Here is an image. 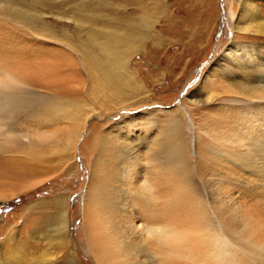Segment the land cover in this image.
<instances>
[{
    "label": "rangeland",
    "instance_id": "374dc122",
    "mask_svg": "<svg viewBox=\"0 0 264 264\" xmlns=\"http://www.w3.org/2000/svg\"><path fill=\"white\" fill-rule=\"evenodd\" d=\"M255 2L264 14V0ZM240 15V0H0V53L7 54L9 71L13 50L15 59L25 50L18 60L27 63L33 50L54 58L70 45L82 58L107 62L105 43L129 53L125 60L135 80L107 85L101 78L95 84L90 71L75 77L70 71L65 101L82 106L79 120L40 127L17 117L18 132L36 131V139L51 135L62 143L59 133L75 125L79 137L63 154H53L57 142L48 141L52 159L41 171L15 177L9 163L0 164V251H10L2 252L0 263L48 248L52 264H68V257L72 264H97L84 211L95 155L108 184L99 205L101 233L110 236L104 246L117 252L127 234V240L138 237L147 255L131 258L133 250L120 251L115 264H264V150L256 146L264 139V107L245 114V97L222 79L202 88L209 67L232 41L264 53L263 35L235 30ZM119 35L128 39L119 42ZM126 70L118 69L120 75ZM156 109L176 113L185 126L186 167H170L156 151L164 121L139 124L145 111ZM57 197L65 200L67 231L64 246L54 247L61 243L54 226L60 218L49 201ZM152 222L169 235L153 242L147 229Z\"/></svg>",
    "mask_w": 264,
    "mask_h": 264
},
{
    "label": "bare ground",
    "instance_id": "6f19581e",
    "mask_svg": "<svg viewBox=\"0 0 264 264\" xmlns=\"http://www.w3.org/2000/svg\"><path fill=\"white\" fill-rule=\"evenodd\" d=\"M240 6L241 15L237 20L238 23L235 26V30L247 33L252 30L254 33L264 36V14L261 9L258 8V4H256L255 0L253 2L249 0H240ZM4 9L6 10V8ZM24 20L31 21L28 18H24ZM117 38L119 42H124L128 39V36L119 35ZM101 46L104 52H108L109 59L107 62L102 59H94L89 54H86L85 58L83 55L82 58V55H80L81 53H77L74 47L68 45V52H63V56L61 57H59V53H52V55H55L54 58H49L37 55L34 50L27 54L29 56H27L25 54L27 52H25L23 55L27 56V58L25 57L27 63H22V60L18 59L22 58L21 53L25 50L23 49L24 51L21 52L22 48H20L21 51L18 52L20 53V57L16 54V58L19 57L18 59H15V54H12L17 51H10V71L4 66L8 63L7 54L0 53V164L9 163V166H6L11 169L9 170L10 176H21L28 171L32 172L33 169L41 171L45 165L44 163L52 159L49 158L47 154V150L49 151L50 147H52L48 141L57 142L52 151L53 154L55 150L58 154H63L69 149L75 148V142L79 137L78 125L73 126V130L67 132L61 131L59 136L65 140L60 143L58 137H53V139H51V135L45 136L44 139H36L34 138V135L38 134L36 131L29 135L19 133L18 129L21 124L16 122L19 115H24L25 118L34 120L40 127H46L54 122H56V124L57 122L60 123L63 119L74 121L82 117L83 111L81 105L75 104L70 106L71 104L69 105V103L67 104L65 101V98H68L65 96L66 93H64V89L68 87L65 78L67 76L65 75H68L70 71L73 77H75V74L79 75V70H85L86 72L90 71L95 84H97L101 78L103 83L107 85L116 81H135L134 76L127 69V60H125V57H127L129 53L115 51L110 44L104 43L101 44ZM263 54L257 50L255 45H240L232 41L230 45L224 49L222 55L209 67L208 72L202 79V88H210L213 80L222 79L230 87L231 92L245 97L247 104L242 108L245 114H248L256 107V109H263ZM13 57L15 60L12 59ZM34 61L39 62L37 66L33 64ZM120 67L124 70L127 69L123 75H120L118 71ZM37 88L49 89L52 94L40 92ZM210 95L212 94L210 93ZM142 115H144V119L139 122L142 127H146L150 124H152L150 126L153 127L160 126L158 125L160 121H164L162 138L158 143L156 151L163 156L165 162H167L170 167L174 168L178 165L186 167L189 161L187 156L188 152L186 153V151L189 150L186 145L188 136L185 131V126L181 123L178 115L176 113H170L167 109L163 115H161L157 109L154 111H145ZM75 129H77V131ZM125 146L127 151H129L130 144L126 143ZM256 146H259L260 150L263 151L264 139ZM136 149V145L134 144L130 152ZM124 153L128 156L127 152ZM45 156L49 159H46ZM97 161H99V158L94 155L88 186L84 194V211L86 212V216L89 215V220L85 216V219H87L85 220V227L87 231H89L88 246L94 252L97 264H115V261H118L116 258L120 251V253H123L122 251L126 253L130 251V253H132L131 250H133L134 254L131 258L134 256L139 257L141 254L146 257V253H143V250L140 248L139 240H137L138 237L132 236L127 240L128 235L126 233L124 240L122 238L121 241H119V238H116L117 241H119L116 245V250L120 249L117 252H112L113 245H111V247L107 245V247L104 246V244L110 240H108L110 236L101 233L103 231L100 228L99 205L105 201L106 186L108 184L106 183L105 171L96 165ZM15 163H18L19 169H21L20 171H17V169L13 170V167L15 168L13 164ZM15 165L17 168V164ZM44 171H46V169ZM24 177H27V175ZM17 194L16 192L15 195ZM167 196L165 197L166 204L170 201L169 196ZM49 202L57 209L60 218V223L54 226L57 232L56 237L60 239L61 243H59L60 245L58 246L54 245V247L64 246V233L67 231L66 209L63 210L65 200L63 197H57ZM152 202L155 201L152 200ZM107 208L109 209V206H107ZM147 229L150 234V239L153 240V242L155 238L159 240L164 233L168 234L169 230H167V228L158 230L154 222L148 225ZM10 238L11 234L7 237L6 241L9 242ZM108 243H110V241ZM2 252L1 250L0 257L2 256ZM9 252L10 251L5 250L3 254L8 256ZM136 252L138 255L135 254ZM20 257V254L18 257L15 255L13 262H10V259H8L3 260L0 264H52V256L48 248H42V250L36 248L35 251H33L31 255H28V257L26 256L24 260L20 259ZM146 260L151 262V259ZM66 261L69 262L68 264H72L70 257H68ZM141 263L144 262L138 264Z\"/></svg>",
    "mask_w": 264,
    "mask_h": 264
}]
</instances>
